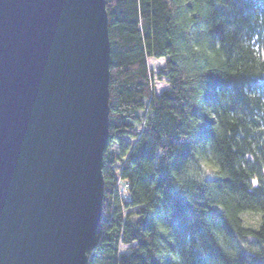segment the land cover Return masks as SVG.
<instances>
[{
  "label": "trees",
  "instance_id": "16d2710c",
  "mask_svg": "<svg viewBox=\"0 0 264 264\" xmlns=\"http://www.w3.org/2000/svg\"><path fill=\"white\" fill-rule=\"evenodd\" d=\"M106 9L110 134L86 264H264V225L245 226L264 212V0Z\"/></svg>",
  "mask_w": 264,
  "mask_h": 264
},
{
  "label": "water",
  "instance_id": "95a60500",
  "mask_svg": "<svg viewBox=\"0 0 264 264\" xmlns=\"http://www.w3.org/2000/svg\"><path fill=\"white\" fill-rule=\"evenodd\" d=\"M107 0H0V264H86L103 218Z\"/></svg>",
  "mask_w": 264,
  "mask_h": 264
},
{
  "label": "clouds",
  "instance_id": "9594fccd",
  "mask_svg": "<svg viewBox=\"0 0 264 264\" xmlns=\"http://www.w3.org/2000/svg\"><path fill=\"white\" fill-rule=\"evenodd\" d=\"M204 166V169L206 171H212L214 166L212 164H209L208 162H204L203 164ZM177 179L180 180L181 177L180 176H177ZM264 216V212H258L256 214H254L253 218L251 220H249L247 223H246V227H250L252 229H255L256 231H261L262 228L261 226L264 225V219H261V217ZM164 231H167V229H163ZM249 236L252 235V233H248ZM217 236L219 237V234H217ZM219 242L221 243V245L224 247L225 251L230 255V256H235V251L234 250H231V249H228L227 245L223 243L222 240L219 239ZM242 243H244V246L245 247H252L251 245L247 244L246 242L242 241ZM253 250H257L258 249H253Z\"/></svg>",
  "mask_w": 264,
  "mask_h": 264
},
{
  "label": "rangeland",
  "instance_id": "374dc122",
  "mask_svg": "<svg viewBox=\"0 0 264 264\" xmlns=\"http://www.w3.org/2000/svg\"><path fill=\"white\" fill-rule=\"evenodd\" d=\"M161 63H162V62H158L156 66H157V67L160 66ZM211 172H212V171H211ZM210 175L214 176V173L212 172V174H210ZM245 216H247V217L249 218V220H251V219L253 218L254 215H249V214H247V215H245ZM249 220H248V221H249ZM128 250H129L128 246H123V247H122V251H128Z\"/></svg>",
  "mask_w": 264,
  "mask_h": 264
},
{
  "label": "bare ground",
  "instance_id": "6f19581e",
  "mask_svg": "<svg viewBox=\"0 0 264 264\" xmlns=\"http://www.w3.org/2000/svg\"><path fill=\"white\" fill-rule=\"evenodd\" d=\"M109 98H110V96H109ZM257 128H258V127H257ZM261 131H262L261 128H258V129L256 130V132L259 133V134L261 133ZM109 132H110V131H109ZM109 134H110V133H109Z\"/></svg>",
  "mask_w": 264,
  "mask_h": 264
}]
</instances>
